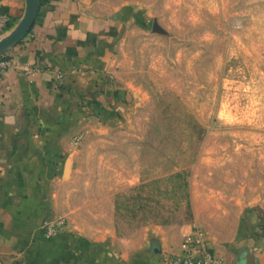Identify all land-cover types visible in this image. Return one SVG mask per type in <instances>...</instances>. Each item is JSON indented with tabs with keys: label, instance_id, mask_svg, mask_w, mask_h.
<instances>
[{
	"label": "rangeland",
	"instance_id": "obj_1",
	"mask_svg": "<svg viewBox=\"0 0 264 264\" xmlns=\"http://www.w3.org/2000/svg\"><path fill=\"white\" fill-rule=\"evenodd\" d=\"M96 3L120 99L73 124L59 230H199L221 264H264V0Z\"/></svg>",
	"mask_w": 264,
	"mask_h": 264
},
{
	"label": "crops",
	"instance_id": "obj_2",
	"mask_svg": "<svg viewBox=\"0 0 264 264\" xmlns=\"http://www.w3.org/2000/svg\"><path fill=\"white\" fill-rule=\"evenodd\" d=\"M23 6V0H0L12 26ZM112 25L96 0H39L30 30L6 53L11 66L0 74V264H164L180 251L187 231L157 226L125 244L109 233L80 229L41 234V222L54 216L56 180L71 160L73 124L119 102L108 73Z\"/></svg>",
	"mask_w": 264,
	"mask_h": 264
},
{
	"label": "built area",
	"instance_id": "obj_3",
	"mask_svg": "<svg viewBox=\"0 0 264 264\" xmlns=\"http://www.w3.org/2000/svg\"><path fill=\"white\" fill-rule=\"evenodd\" d=\"M12 27L10 16L0 9V37ZM11 66V59L0 55V74ZM63 220L60 217L43 220L40 224L42 236L52 237L60 230ZM164 264H221V259L208 246H206L204 234L199 230H193L186 234L180 242V251L164 258Z\"/></svg>",
	"mask_w": 264,
	"mask_h": 264
},
{
	"label": "water",
	"instance_id": "obj_4",
	"mask_svg": "<svg viewBox=\"0 0 264 264\" xmlns=\"http://www.w3.org/2000/svg\"><path fill=\"white\" fill-rule=\"evenodd\" d=\"M23 11L16 23L0 37V55L9 51L19 43L30 30L39 7V0H23ZM156 252V249H152ZM237 264H244V259L240 258Z\"/></svg>",
	"mask_w": 264,
	"mask_h": 264
},
{
	"label": "trees",
	"instance_id": "obj_5",
	"mask_svg": "<svg viewBox=\"0 0 264 264\" xmlns=\"http://www.w3.org/2000/svg\"><path fill=\"white\" fill-rule=\"evenodd\" d=\"M7 52H5L4 54H2V55H5Z\"/></svg>",
	"mask_w": 264,
	"mask_h": 264
}]
</instances>
